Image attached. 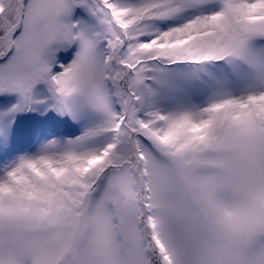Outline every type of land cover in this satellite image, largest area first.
Here are the masks:
<instances>
[{
  "label": "snow or ice",
  "instance_id": "snow-or-ice-1",
  "mask_svg": "<svg viewBox=\"0 0 264 264\" xmlns=\"http://www.w3.org/2000/svg\"><path fill=\"white\" fill-rule=\"evenodd\" d=\"M0 264H264V0H0Z\"/></svg>",
  "mask_w": 264,
  "mask_h": 264
}]
</instances>
